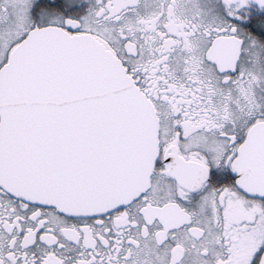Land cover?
Wrapping results in <instances>:
<instances>
[{"label": "flooded vegetation", "instance_id": "af4514ba", "mask_svg": "<svg viewBox=\"0 0 264 264\" xmlns=\"http://www.w3.org/2000/svg\"><path fill=\"white\" fill-rule=\"evenodd\" d=\"M29 36L110 51L155 111L158 155L102 213L0 182V264H264V0H0V72Z\"/></svg>", "mask_w": 264, "mask_h": 264}, {"label": "water", "instance_id": "95a60500", "mask_svg": "<svg viewBox=\"0 0 264 264\" xmlns=\"http://www.w3.org/2000/svg\"><path fill=\"white\" fill-rule=\"evenodd\" d=\"M0 115V182L18 197L90 215L150 183L155 111L90 36L27 37L0 72Z\"/></svg>", "mask_w": 264, "mask_h": 264}]
</instances>
